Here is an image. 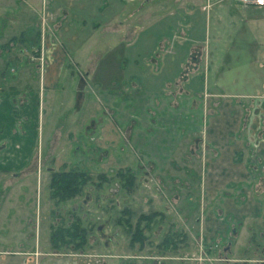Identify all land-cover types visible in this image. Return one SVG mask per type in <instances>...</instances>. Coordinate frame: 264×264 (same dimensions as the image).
<instances>
[{
  "label": "rangeland",
  "instance_id": "obj_1",
  "mask_svg": "<svg viewBox=\"0 0 264 264\" xmlns=\"http://www.w3.org/2000/svg\"><path fill=\"white\" fill-rule=\"evenodd\" d=\"M125 1L126 13L135 7L137 35V25L144 21V0ZM66 3L70 4L67 18L68 14L49 11L39 14L35 24L45 28L31 33L32 49L22 41L10 44L7 53L5 46L11 38L28 30L14 26V21L30 25L34 14L19 0H0V75L21 72L4 81L0 103L6 99V89L23 88L27 81H34V89L39 86L41 91L27 169L0 171V264H264V153L258 154L259 143L264 145V28L246 26L243 21L249 16L240 4L237 11L225 3L196 12L193 18L198 22L190 30L194 36L178 43L169 77L161 74L164 80L179 76L177 84L151 95L135 88L129 93V101L136 106L132 122L128 126L126 119L117 123L127 133H120V139L110 133L108 142L99 145L94 125L80 138L76 130L81 121L95 116L96 110L90 107L96 101L93 97L106 99L100 90L118 89L119 102L125 99L123 86L111 84L114 75L122 81L127 69L122 42L127 29L111 28L115 22H109L121 3ZM153 5L161 8L158 2ZM115 19L121 21L122 16ZM79 20H86L88 26L78 25ZM96 20L104 25L92 27ZM169 20L177 18L166 14L165 20L161 18L153 27L149 23L140 32L128 49L131 61L155 53L159 38H173L167 26L175 23ZM231 22L239 25L226 29L223 24ZM194 41L210 50L205 78L204 73L193 78L198 94L184 86L196 64L193 55L185 62ZM60 42L70 56L56 54V49L64 51ZM78 44L81 50L75 53L71 49ZM21 48L25 51L20 52ZM53 64L59 69L64 64L57 90H49L44 83V74ZM135 68L131 62L128 70ZM148 95L150 101L152 95L160 97L164 108L150 110L147 118L142 109ZM14 100L15 109L9 115L19 118L28 99ZM196 103L198 108H194ZM202 119L213 122L210 142H206L205 130L199 131L198 142L192 137ZM226 119L230 129L223 131ZM15 127L17 137L22 128ZM12 142L8 138L0 144V160ZM18 159L8 158L12 164ZM70 170L86 172L90 179L79 194L57 203L52 197V176ZM228 201L234 204L230 212ZM74 225L85 230V236H66L65 242L54 245L52 233Z\"/></svg>",
  "mask_w": 264,
  "mask_h": 264
},
{
  "label": "crops",
  "instance_id": "obj_2",
  "mask_svg": "<svg viewBox=\"0 0 264 264\" xmlns=\"http://www.w3.org/2000/svg\"><path fill=\"white\" fill-rule=\"evenodd\" d=\"M25 3V5L31 7L33 9V14H34V22H31L30 25H27V23H24L22 20L18 21L17 19L14 21L13 25L16 27H21V28H27L28 30L25 33H22L19 37L13 36L11 38V42L6 44V52L9 53L11 48L8 47L10 44L15 45V43H19L24 41L27 45L32 47L34 46V37L30 38L31 33H33L34 29H41L45 28L44 26H39V24H35L36 20H38L39 14L42 13V11L46 12L49 11L51 13L57 14H68L65 17L67 18L69 16L70 10L66 6L70 5L66 3V0H19V2ZM70 2V0H67ZM77 3H81L82 0H76ZM152 1L158 2L161 5V8L157 7V5L150 4ZM121 5H120V3ZM16 3V1H15ZM101 3V2H99ZM113 3H116V5H120L118 9L114 12V17L113 19L111 18L109 22L114 21L115 24H111V28H116L118 29V26H124L126 27L127 31L122 33V37L124 38V49H125V56L123 58V64L125 63L127 66V69H125L123 80H116V76L114 75L111 78V84L116 85L117 88L119 85L123 86L122 90L123 92H126V95L123 96L125 98L124 100L118 99L117 93L119 92L118 89H107V90H100L99 92L101 94H106V99L104 100H99L98 95L96 97V101L90 105V107L96 110V113L94 114V117H89L86 119V121L82 122L79 124L80 129L76 130L77 132V137L80 138L79 135H81L84 132L86 133V130L88 129L87 127L90 125H94L95 131L94 135L96 136V139H98V144L103 145L104 143L108 142L109 134H116L117 138L120 139V133L124 134V132L127 133V131H124V125L128 126L130 122H132L133 117L135 116V103L133 101H129V93H134L135 88L141 87L139 91H141L144 94H158V93H163L166 91L167 85L172 84L176 85L178 82L179 76L174 77L173 80L170 79H162L164 77L163 73L168 74V71L172 73L173 69V62L177 59V49H178V43H184L185 40L188 38L193 37L192 33L190 32L191 29H193L196 25L195 22L197 21L193 18L194 14L200 10L206 11L214 7L215 5H222V4H227L229 6V9L232 11H237V6L239 4L236 3H231L226 0H148L142 3V13H143V22L141 25H137L140 28V31L138 32L137 35H135V10L131 8L130 11L122 9L123 5L126 3L125 0H123V5H122V0H113ZM148 3V5H146ZM137 7V6H136ZM139 7V5H138ZM176 9L180 10V12H177ZM100 10H103V6H100ZM227 10V9H226ZM245 13L248 14L249 20L243 21L245 22L246 26L255 25L257 28L262 29L264 28V6L262 7H246L244 8ZM30 12V13H32ZM26 13V12H24ZM126 13V14H125ZM155 14L154 15H152ZM54 14V15H55ZM119 14L122 16V20H118L114 18L119 17ZM166 14L171 16V19L177 18L176 21L174 20H169L167 23H175V26H170L168 25L171 30H173V38H169V36H164L162 38H159V49L153 53L152 55L149 54L148 56H144L141 59V55L136 56L133 61H131L130 56H129V50L131 46H133L139 39V34L142 30L146 29L149 26V23H151V27L155 26L153 23H157L161 18L163 20L166 19ZM60 17V16H59ZM58 19V18H57ZM87 21H78V25H87ZM21 23V24H20ZM108 24V21L105 25ZM104 25L101 21L98 22L97 20L93 23L92 27H100ZM225 25V28H231L234 25H239L238 23H226L223 24ZM32 26V27H30ZM75 26V25H74ZM88 26V25H87ZM136 26V27H137ZM8 27V26H7ZM12 27V25H11ZM76 27V26H75ZM208 28L210 30V26L208 24ZM234 28V27H233ZM130 30L133 32L131 33ZM40 31V30H39ZM121 31V32H122ZM118 32V31H117ZM40 36V32L38 33ZM6 35V34H4ZM39 36L37 38V41L39 42ZM23 37V38H22ZM195 38V37H194ZM82 42V41H81ZM79 44H82V43ZM118 42V41H116ZM61 43V42H60ZM62 50H57L56 49V54L59 53L62 56V52L64 53V56H70L69 49L64 46L63 43ZM77 45L76 47L72 48L71 50H74L75 53H79L81 50V46ZM85 44V43H84ZM85 47V46H84ZM195 49V50H194ZM196 49L199 50L197 54H192L196 52ZM20 52H24V49H20ZM92 53V52H91ZM210 50L208 48H205V46L202 44V42L199 41H194V45L191 46V50L188 51L185 58V62L188 61L189 56H192L193 61H195V68L193 73L191 74L190 78L185 81V90L191 92V93H200V90H198V85L196 84V88H194V83H193V78L201 75L204 73L203 78H205L206 71H205V62L207 63V60L210 58ZM117 57V56H115ZM92 59V58H90ZM118 59V57H117ZM24 60V59H23ZM70 60V57L67 59ZM63 61V59H62ZM61 61V62H62ZM143 61V63H141ZM133 62L136 65L135 70H131L129 72L128 67L130 63ZM198 62H201L202 65H198ZM66 63V62H65ZM64 63V64H65ZM64 64H60L61 69L56 68L55 64L51 65V67L46 71L44 74V83L46 84V87L49 90H57L59 88L60 84V76L63 73V66ZM24 65V63L22 64ZM184 62L182 61L181 66L183 68ZM165 67V70H164ZM63 68V69H62ZM139 70H144L143 72H140ZM88 71V70H87ZM88 73V72H87ZM77 74V72H76ZM73 75V72H72ZM3 79V81H0V89L2 86H4V81H7L9 78H15L21 76V72L19 70L15 71L13 74H10V76H7V72L5 74L0 75ZM34 76V71L31 73L30 77ZM168 76V75H167ZM118 77V76H117ZM169 77V76H168ZM176 78V79H175ZM119 79V78H118ZM97 86H100L102 83H95ZM110 84V83H109ZM111 85V86H112ZM102 86V85H101ZM131 87V88H130ZM87 91V90H86ZM40 87L36 86V89H34V81L29 82L27 81L26 86L23 88H11V89H6L4 93L6 94V99L0 103V144L5 142L6 140L11 139L13 140L12 144L10 147L6 150V154H4L5 159L0 160V171H6V170H11V169H19V170H24L27 169V162L30 160L31 156L33 155L32 152L34 150V112L35 115L38 116V106H39V93H40ZM98 92V93H99ZM105 92V93H103ZM85 94V93H84ZM19 95V96H18ZM27 97V101L25 105H23L22 108L18 107L21 109V116L19 118H15L12 115H9V112H14L13 109H15V104L13 102L15 97ZM85 99H86V95ZM153 96V101H150V96L148 95V100L144 102L143 109L144 114L146 115L145 117H149V111L154 110V108H159L163 109L164 106H162L161 98L152 95ZM15 101V100H14ZM86 101V100H85ZM94 101V100H90ZM159 101V102H157ZM16 102V101H15ZM84 104V103H83ZM87 107V105H86ZM199 103L194 105V108H198ZM108 109H111L110 113L107 112ZM6 116H5V114ZM138 114H141L138 112ZM142 114V115H144ZM148 115V116H147ZM110 117V118H109ZM125 120V123L123 125V122L121 126H117L118 121L120 120ZM229 119L223 120V131L225 130V127L230 129V123L228 122ZM35 122H37V117L35 118ZM16 126H21V133L17 135V137H14L13 131L16 128ZM115 125L117 127H115ZM205 127H204V126ZM213 122H209L208 119H202L201 123V128L200 130L196 132V135H192L196 137L198 142L200 140L198 133L201 131L202 133L204 130L206 131V142L212 141L210 138L211 136V128H212ZM25 127V129H24ZM204 127V128H203ZM36 132V131H35ZM129 132H133L130 130ZM10 133V134H9ZM70 133H72L70 131ZM194 133V132H193ZM204 134V135H205ZM87 135V134H86ZM83 137L84 139V145H87L88 143L86 142L85 136ZM37 137V133H36ZM117 139V140H118ZM253 140V139H252ZM115 147H118L115 146ZM259 152L258 154L263 155L264 153V145L262 143H259ZM19 158L18 160H13L14 163L12 164V161H9L8 158ZM7 158V160H6ZM16 167V168H13ZM227 208L229 209V212L231 211L232 208H234V204L231 201L227 202ZM261 210V207H260ZM262 213V211L260 212Z\"/></svg>",
  "mask_w": 264,
  "mask_h": 264
},
{
  "label": "trees",
  "instance_id": "obj_3",
  "mask_svg": "<svg viewBox=\"0 0 264 264\" xmlns=\"http://www.w3.org/2000/svg\"><path fill=\"white\" fill-rule=\"evenodd\" d=\"M88 179H90V175L83 171L70 170L54 172L51 179L52 197L57 200V203L73 197L81 192L82 186L87 183ZM142 217L150 220L149 216ZM79 232L81 234H79ZM85 233L86 231L81 230V227L79 225H74L72 229L68 230L57 229L52 233V241L54 245L58 246L62 244V242H65V239L68 236L73 239V237H83L85 236ZM166 241L167 243L169 242L168 239Z\"/></svg>",
  "mask_w": 264,
  "mask_h": 264
},
{
  "label": "built area",
  "instance_id": "obj_4",
  "mask_svg": "<svg viewBox=\"0 0 264 264\" xmlns=\"http://www.w3.org/2000/svg\"><path fill=\"white\" fill-rule=\"evenodd\" d=\"M231 3L240 4L244 7H262L264 0H226Z\"/></svg>",
  "mask_w": 264,
  "mask_h": 264
}]
</instances>
